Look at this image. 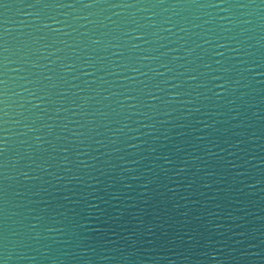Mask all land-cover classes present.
<instances>
[{
    "label": "water",
    "instance_id": "1",
    "mask_svg": "<svg viewBox=\"0 0 264 264\" xmlns=\"http://www.w3.org/2000/svg\"><path fill=\"white\" fill-rule=\"evenodd\" d=\"M0 264H264V0H0Z\"/></svg>",
    "mask_w": 264,
    "mask_h": 264
}]
</instances>
